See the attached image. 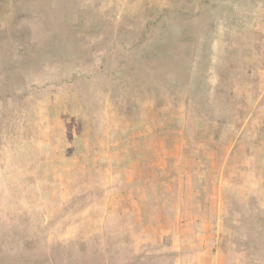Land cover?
Listing matches in <instances>:
<instances>
[{"label":"rangeland","instance_id":"1","mask_svg":"<svg viewBox=\"0 0 264 264\" xmlns=\"http://www.w3.org/2000/svg\"><path fill=\"white\" fill-rule=\"evenodd\" d=\"M0 264H264V0H0Z\"/></svg>","mask_w":264,"mask_h":264}]
</instances>
